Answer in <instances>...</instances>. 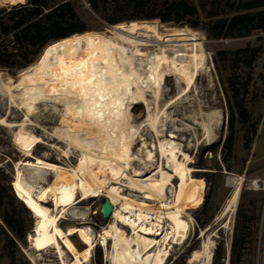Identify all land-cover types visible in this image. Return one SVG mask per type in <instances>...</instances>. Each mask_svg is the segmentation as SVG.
<instances>
[{
	"label": "rangeland",
	"instance_id": "rangeland-1",
	"mask_svg": "<svg viewBox=\"0 0 264 264\" xmlns=\"http://www.w3.org/2000/svg\"><path fill=\"white\" fill-rule=\"evenodd\" d=\"M46 1L52 6L62 0ZM186 1L196 5L200 9V15L198 18H189L187 22L183 23L163 22L159 18H149V14H152L153 10H157L156 1L146 5H129L126 0H121V4L114 0H106L104 9L105 15L108 16L113 12L120 14L125 19V23L136 21L144 26L155 23L162 32L175 27H189L199 32L198 37L204 42L206 53L204 70L202 69L198 78L193 81L191 92L181 96L179 100L177 99L179 93L186 88L187 81L191 80L190 74H187V80L181 76V79H178L176 75L167 76L163 85L164 91L162 92V100L160 99V108L163 109L173 99L177 100L167 110L166 117H169L170 122H167L166 126L163 127L165 129L161 127L165 134V144L169 151L170 161H166L165 170L174 172L185 167V165H189L191 169H196V172L193 173L194 176L206 181L205 198L208 195V202L206 212L199 213V216L203 222L207 223L201 225L195 218V213L201 207L191 210L194 221L191 222L188 237L182 243L172 247L165 264H204L202 250L204 242L209 240L214 243V254L220 246L223 249L219 264H261L264 246V188L260 185L255 186L253 181L256 179L264 180V32L255 30L245 37H226L224 36L226 33L223 32L222 36L217 37L216 35L220 30L213 29V24L216 21L243 13L239 7L253 0ZM71 2L88 28L84 34H87L90 39L95 40V37H98L97 32L106 33L107 29H111L113 26L104 22L101 15L93 12L85 0H71ZM18 4L19 0H0V6ZM202 4L205 5L204 11L201 10ZM212 12L219 14V16L207 17V14ZM194 24H197L196 27ZM89 34L91 35L89 36ZM79 35L70 37L71 42L49 44V48L47 46L40 56L50 54L51 57L55 58L54 56L69 51L78 53L82 45ZM138 37L144 38L141 35ZM151 40L148 42L149 46L144 48L148 47L149 51L155 52L158 49V44L154 42L155 39L152 38ZM50 50L53 53H50ZM241 50H248V52L242 53ZM253 51H256V56L252 64L249 65ZM168 54L173 56L172 52H168ZM19 76L20 72L12 75L9 71L0 69V90L4 87V83H13L19 79ZM28 93H30V89L26 86L24 91L19 94L20 96L15 98L16 101H11L0 94V122L10 124L24 122L26 108L22 103L20 104L19 99L26 100ZM47 99L45 98L41 103L34 105L33 114L29 116L32 123L26 122L28 125L25 126L40 140L38 146L32 150L33 157L27 158L15 145V135L20 132L21 128L16 125L9 127L0 123V185L10 187L17 199L14 202L15 213L24 221L28 231L25 238L19 242V248L11 250L5 246L3 225L0 218V264H62L54 246L42 252L31 249L28 236L36 225V219L14 192L13 182L18 172L21 180H25L30 179V166L32 165L37 167L43 163L52 166L53 164H60L67 168L61 170V177L58 182L44 197L47 207L54 215H57L62 207L72 204L73 201L80 198L79 177L76 169L82 152L71 149L66 142L77 132L80 143L84 147L91 148L90 150L96 154V158L93 159L92 171L99 173L100 179L107 185L111 184V171L102 170L99 163L98 157L107 155L101 137L88 135L80 126L76 128L73 120L68 117L67 110H65L66 105L61 99L58 97ZM149 100L154 102L151 97ZM240 105L249 112V117L244 122L240 115ZM130 110L135 127L128 129L120 136V141L113 147L112 151L122 166H124L127 155L139 157L142 161L135 162L133 166L143 170L148 175V170L157 167L160 159L158 139L149 127L141 125L147 117L146 105L142 103L138 106L133 104ZM211 112L217 115V120L213 124L215 137L210 140L204 137L205 131L202 126L196 124V120L198 123L204 114ZM232 120H234L235 125L234 145L232 152L229 153L224 143L231 133L230 122ZM138 125L141 127L136 129ZM255 127L258 129L256 134L254 132ZM199 139H201L200 146H198ZM247 139L251 140L248 145ZM65 152L68 154L67 156ZM146 160L154 162L155 166L146 168L144 164L145 162L148 163ZM130 170L133 172L132 168ZM44 173L43 181L45 184H34L35 195H39L44 185L55 181V172L46 170ZM115 176L113 180L116 187L123 183L124 186L121 189L125 190L124 193L142 200V194L133 192L131 188L127 187L128 181L125 177H117L116 174ZM231 176H243L245 178L240 201L233 218L232 231L223 229V222L210 227L232 192V188L227 185V180ZM186 178V176H181L169 188V202L174 199V193L180 180ZM119 180H122V183ZM104 200V196L86 200L80 204V208L77 210H69L66 219L59 222L60 228L68 232L83 225L79 224L74 216L87 218L88 225H86L91 229L95 241V247L88 264H98L99 252L101 253L102 264H111L109 259L112 242L108 239L104 245L101 239V234L112 222L111 219L104 220L101 215ZM209 227L210 229L206 231L205 235H202L201 230H206ZM125 229L127 234H133L130 227ZM235 235L240 238L242 244L239 248L240 255L237 254L233 257L232 245ZM71 240L79 249L85 247L78 235L71 236ZM167 245L170 249L168 243ZM157 247L158 245L154 248L155 252L159 248ZM64 257L67 263L72 261V257L66 251ZM212 264H214V256Z\"/></svg>",
	"mask_w": 264,
	"mask_h": 264
},
{
	"label": "bare ground",
	"instance_id": "bare-ground-1",
	"mask_svg": "<svg viewBox=\"0 0 264 264\" xmlns=\"http://www.w3.org/2000/svg\"><path fill=\"white\" fill-rule=\"evenodd\" d=\"M106 33L97 32L98 37H95V40L87 37V34H80L82 45L78 53L69 51L65 54L60 53L54 56L55 58L50 54H44L31 66L20 71L17 81L4 83L0 94L11 101H16L15 98L20 96L26 86L30 89V93L26 100L19 99L20 104L22 103L26 108L24 122L0 123L21 128L15 135V145L27 158H31L32 150L38 146L40 140L32 131L25 128L28 125L26 122L32 123L29 116L33 114L34 105L41 103L45 98L50 100L58 97L66 105V113L73 120L76 128L80 126L88 135L101 137L107 155L98 157L99 163L102 170L111 171V184L107 185L100 179L99 173L92 171L96 154L90 150L91 148L84 147L80 143L76 132L66 142L71 149L82 152L76 169L79 177V199L62 207L57 215H54L45 204L44 197L58 182L61 170L67 169L60 164L52 166L43 163L37 167L32 165L30 179L25 180H21L18 172L13 182V189L18 199L36 219V225L28 236L32 250L42 252L54 246L62 264H88L95 241L91 229L87 226V218L73 215L78 223L83 225L68 232L60 228L59 222L66 219L69 210H77L86 200L104 196L113 206V212L108 218L112 222L101 234L104 245L108 239L112 242L109 259L111 264H165L172 247L188 237L191 222L194 221L191 210L203 205L206 181L194 176L196 169H191L189 165L174 172L167 168L165 170L166 161H170L165 134L161 127H165L166 123L170 122L169 117H166L167 110L177 100L169 101L163 109L160 108V101L165 79L169 75H176L178 79L182 77L186 80L187 74L191 75L186 88L179 93L178 100L191 92L193 81L198 78L205 65L204 42L198 37L199 32L189 27H175L162 32L157 24L144 26L135 21L113 25ZM139 35L144 38L140 39ZM152 38L158 44L155 52L149 51L148 47V49L144 48L149 46L148 42L152 41ZM58 42H71V39L55 41L56 44ZM168 52H172L173 56ZM149 97L154 102H150L152 100H149ZM141 103L147 108L146 120L141 125L149 127L157 136L160 156L158 166L156 164L155 168H153L155 163L152 161L146 160L148 163H144L146 168H153L147 169L148 175L133 166L135 162L142 161L139 157L127 155L122 166L112 151L120 141V136L135 127L130 108L133 104L138 106ZM216 118L217 115L211 112L204 114L198 123L195 119L196 124L203 127L205 138L211 140L215 137L213 124ZM141 125L136 126V129ZM200 145L201 139L198 141V146ZM65 154L68 155L66 152ZM46 170L55 172V181L44 185L39 195H35L34 184L44 183L43 174ZM113 172L117 177H125L128 181L127 187L133 192L142 194V200L124 193L125 190L121 189L124 186L122 180H119L122 184L116 187ZM181 176L187 178L180 180L174 199L169 202V188ZM244 181L243 176L228 178L227 185L232 188V192L210 227L223 222V229L232 231L233 218ZM253 184L259 186V180H254ZM126 227L132 229V235L127 234ZM210 227L206 230L202 229V235H205ZM75 234L85 245L83 249H79L71 240V236ZM161 237L162 239L159 240ZM157 245L159 248L157 247L158 250L155 252L154 248ZM214 248V243L210 240L204 242L202 250L204 264H212ZM65 251L72 257L70 263L65 261Z\"/></svg>",
	"mask_w": 264,
	"mask_h": 264
},
{
	"label": "trees",
	"instance_id": "trees-1",
	"mask_svg": "<svg viewBox=\"0 0 264 264\" xmlns=\"http://www.w3.org/2000/svg\"><path fill=\"white\" fill-rule=\"evenodd\" d=\"M93 12L101 15L104 22L116 25L125 21L118 13L105 15L104 9L106 0H85ZM121 4V0H114ZM129 5H146L155 2L157 10L149 14V18H159L163 22L183 23L189 18H198L200 9L186 0H126ZM243 13L233 15L231 18L225 17L213 24V29L220 32L216 35L220 37H245L255 30L264 32V0H253L239 7ZM201 10H205V5H201ZM219 14L209 13L207 17H217ZM136 22V21H135ZM137 24L141 25L139 22ZM153 24V23H152ZM155 24V23H154ZM197 24H194L196 27ZM149 26V25H147ZM88 31L84 21L74 8L71 0L50 6L46 0H19L15 6H0V69H4L16 75L18 72L28 68L35 63L43 50L52 42L68 39L77 34H84ZM246 53L248 50H241ZM256 56V51L252 52L249 65L252 64ZM240 115L243 122L249 117L246 108L240 105ZM234 120L230 122L231 133L226 138V150L231 153L234 145ZM258 129L255 127L254 132ZM251 142L247 139V145ZM17 201L10 187L0 185V218L2 222V232L5 246L11 250L19 247L27 229L25 223L15 213L14 202ZM208 195L205 198L200 210L195 213L197 222L204 225L199 213L206 212ZM22 204V203H21ZM104 219V218H103ZM211 219V218H210ZM106 220V219H104ZM242 242L238 236L232 245V256L240 255L239 248ZM223 249L220 246L214 254V264H219L222 259ZM99 252V261L101 262Z\"/></svg>",
	"mask_w": 264,
	"mask_h": 264
},
{
	"label": "water",
	"instance_id": "water-1",
	"mask_svg": "<svg viewBox=\"0 0 264 264\" xmlns=\"http://www.w3.org/2000/svg\"><path fill=\"white\" fill-rule=\"evenodd\" d=\"M112 212H113V206L111 205L110 200L106 198L101 208V215L104 219H108L112 214Z\"/></svg>",
	"mask_w": 264,
	"mask_h": 264
},
{
	"label": "built area",
	"instance_id": "built-area-1",
	"mask_svg": "<svg viewBox=\"0 0 264 264\" xmlns=\"http://www.w3.org/2000/svg\"><path fill=\"white\" fill-rule=\"evenodd\" d=\"M259 183L264 188V180H259ZM261 264H264V246H263V253H262Z\"/></svg>",
	"mask_w": 264,
	"mask_h": 264
},
{
	"label": "snow or ice",
	"instance_id": "snow-or-ice-1",
	"mask_svg": "<svg viewBox=\"0 0 264 264\" xmlns=\"http://www.w3.org/2000/svg\"><path fill=\"white\" fill-rule=\"evenodd\" d=\"M55 91V90H54Z\"/></svg>",
	"mask_w": 264,
	"mask_h": 264
}]
</instances>
